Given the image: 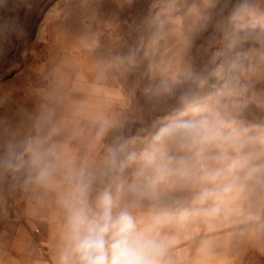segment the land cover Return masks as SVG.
Instances as JSON below:
<instances>
[{"label": "clouds", "instance_id": "clouds-1", "mask_svg": "<svg viewBox=\"0 0 264 264\" xmlns=\"http://www.w3.org/2000/svg\"><path fill=\"white\" fill-rule=\"evenodd\" d=\"M188 15L206 64L150 83L147 115L91 112L53 83L0 120V190L55 213V264H173V225L225 209L264 221V0H203ZM136 60L113 54L98 75Z\"/></svg>", "mask_w": 264, "mask_h": 264}, {"label": "rangeland", "instance_id": "rangeland-1", "mask_svg": "<svg viewBox=\"0 0 264 264\" xmlns=\"http://www.w3.org/2000/svg\"><path fill=\"white\" fill-rule=\"evenodd\" d=\"M202 2L0 0V81L28 67L81 66L80 74L122 89L110 114L147 115L144 90L150 83L175 77L189 64L197 69L206 64L201 46L207 34L191 43L188 37L193 26L188 10ZM129 49L137 52L133 67L98 75L113 54ZM257 88L264 89V83ZM260 223L231 216L225 209L209 222L173 225V264H264Z\"/></svg>", "mask_w": 264, "mask_h": 264}, {"label": "crops", "instance_id": "crops-1", "mask_svg": "<svg viewBox=\"0 0 264 264\" xmlns=\"http://www.w3.org/2000/svg\"><path fill=\"white\" fill-rule=\"evenodd\" d=\"M80 67L42 65L36 71L31 67L13 71L0 81V120L18 121L53 83L70 101L82 103L91 112L110 114L122 89L100 77L80 74ZM59 232L60 221L51 209L32 204L19 192L0 190V264H55ZM38 242L49 247L50 253H38Z\"/></svg>", "mask_w": 264, "mask_h": 264}, {"label": "built area", "instance_id": "built-area-1", "mask_svg": "<svg viewBox=\"0 0 264 264\" xmlns=\"http://www.w3.org/2000/svg\"><path fill=\"white\" fill-rule=\"evenodd\" d=\"M36 232H39V228L35 229ZM37 252L40 254H49L50 253V248L47 246H44L42 243L38 242L37 244Z\"/></svg>", "mask_w": 264, "mask_h": 264}]
</instances>
